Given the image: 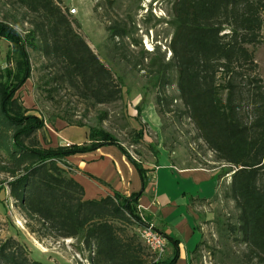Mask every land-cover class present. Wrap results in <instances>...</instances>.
<instances>
[{"label":"trees","instance_id":"obj_1","mask_svg":"<svg viewBox=\"0 0 264 264\" xmlns=\"http://www.w3.org/2000/svg\"><path fill=\"white\" fill-rule=\"evenodd\" d=\"M9 1L39 17L25 38L15 24L0 22V39L10 42L20 57L18 73L0 74V151L7 159L2 170L9 175L5 183L11 197L38 224L33 233L77 240L81 250L92 254L91 264H177L178 241L170 238L171 261L149 262L143 245L127 233L130 225L151 226L136 214L149 170L112 134L65 120L68 126L89 128V143L40 146L36 133L45 122L31 115L17 97L32 76L29 49L39 50L52 61L60 82L84 99L110 104L121 92L58 0ZM172 7L176 32L170 48L179 75V99L207 149L230 167L226 198L235 201L240 211L236 230L264 264V82L256 62V49L262 45L264 0H175ZM75 25L78 28L76 21ZM108 31L112 40L128 38L118 24ZM142 138L140 132L138 139ZM109 146L118 148L135 167L142 191L130 197L115 193L87 201L68 159ZM0 264L41 263L30 262L24 248L8 240L0 241Z\"/></svg>","mask_w":264,"mask_h":264},{"label":"rangeland","instance_id":"obj_2","mask_svg":"<svg viewBox=\"0 0 264 264\" xmlns=\"http://www.w3.org/2000/svg\"><path fill=\"white\" fill-rule=\"evenodd\" d=\"M174 2L93 0L95 19H86L84 28L78 22L77 28L75 18L70 16L73 27L111 71L115 85L121 92L116 102L98 105L82 98L67 84L60 82L58 67L52 61L39 50L31 49L32 76L17 97L30 114L44 120L45 125L57 124L61 127L67 125V120L104 129L144 166L156 165L162 154L168 153L178 166L208 171L213 178L216 177L218 185L209 199L196 205L195 226L198 233L194 242L198 241V244L189 263L260 264L236 230L240 211L235 201L226 198L231 184V169L218 162L207 149L179 99V75L170 48L176 32L173 23ZM80 17L84 19L83 13ZM4 21L15 24L19 34L25 38L34 30V23L39 22V17L14 6L9 0H0V22ZM115 24L128 32V38L111 39L108 28ZM19 59L18 50L10 42L0 39V74L18 73ZM256 62L264 82L263 45L256 49ZM29 106L32 108L29 109ZM39 132L36 138L45 148L46 139L41 134L40 140ZM140 132L143 135L141 140L138 139ZM6 160L5 153L0 151V241H16L24 248L30 262L91 264L92 254L81 250L82 246L77 240H64L55 234L40 236L33 233V228H38V224L22 213L5 183L9 182V175L2 170ZM136 214L148 221L138 207ZM126 230L143 245L138 226L130 225ZM143 247L149 262H164L173 251V245L167 243L163 257L156 260V256Z\"/></svg>","mask_w":264,"mask_h":264},{"label":"crops","instance_id":"obj_3","mask_svg":"<svg viewBox=\"0 0 264 264\" xmlns=\"http://www.w3.org/2000/svg\"><path fill=\"white\" fill-rule=\"evenodd\" d=\"M58 3L64 12L76 9L77 13L71 16L83 28L86 19H95L93 0H58ZM81 13L84 19L80 17ZM41 134L46 139L45 148L83 145L90 141L87 127L51 124L45 125L39 132L40 140ZM172 161L168 153H163L156 165H145L149 170L148 185L138 209L165 236L166 244L173 245L170 238L179 242L180 259L177 264H190L191 254L198 244V241L194 242L198 233L195 226L196 205L209 199L218 184L216 177L213 178L203 168L178 166ZM68 162L75 168L73 177L83 187L87 201L113 197L115 193L130 197L142 191L139 173L114 146L70 157ZM173 257L174 246L164 262L171 261Z\"/></svg>","mask_w":264,"mask_h":264},{"label":"built area","instance_id":"obj_4","mask_svg":"<svg viewBox=\"0 0 264 264\" xmlns=\"http://www.w3.org/2000/svg\"><path fill=\"white\" fill-rule=\"evenodd\" d=\"M70 15L77 13L76 9L69 10ZM262 45L264 46V14L262 16L261 28ZM140 240L143 245L150 251L152 255L156 256V260H160L166 248V239L160 232L151 224V226H144L139 231Z\"/></svg>","mask_w":264,"mask_h":264}]
</instances>
